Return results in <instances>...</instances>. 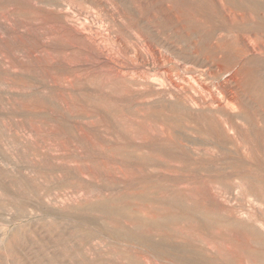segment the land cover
Here are the masks:
<instances>
[{"label":"rangeland","instance_id":"1","mask_svg":"<svg viewBox=\"0 0 264 264\" xmlns=\"http://www.w3.org/2000/svg\"><path fill=\"white\" fill-rule=\"evenodd\" d=\"M114 2L0 0V264H264V231L253 232L241 210L264 223V207L228 202L216 188L237 176L264 185V102L244 97L250 106L239 123L244 136L233 138L228 159L221 150L197 157L192 149L207 145L191 127L205 130L208 123L188 115L206 111L179 107L183 92L166 85L184 62L208 68L222 83L240 58L264 54L242 53L238 32L224 30L216 37L235 43L236 60L228 64L224 53H208L218 39L202 44L195 28L168 10L170 2L153 12L149 0ZM213 5L223 17L228 6ZM219 17L218 28L231 25ZM148 71L156 87L134 88L131 81Z\"/></svg>","mask_w":264,"mask_h":264},{"label":"bare ground","instance_id":"2","mask_svg":"<svg viewBox=\"0 0 264 264\" xmlns=\"http://www.w3.org/2000/svg\"><path fill=\"white\" fill-rule=\"evenodd\" d=\"M149 1H152L153 2V7H150L148 10L150 12H153L154 9L157 8V6H159V4L162 2V0H149ZM167 2H170L172 5H171V8L168 9L170 10V12L174 13V15H176L178 17L179 20H182L184 23H186L188 25L189 28L193 27L195 28V31H197V33H199L200 35V39H201V42L202 44H207L209 45V43H211V41L215 38V39H218V42H217V47L214 46H210V49H209V52L210 54L212 55H216L218 53H224L225 55V59H226V62H233L234 60H236L235 57H233V52L230 51V46L234 45L232 42V44L230 45V43L228 44L227 41H225L224 39L222 38H219V37H216V34L218 35L219 33V36H220V32L221 31H228V30H234V33H233V36L235 37V33H237V36L241 38L239 39L240 41H242L243 43V46H244V52L242 53H249L251 54L250 52H253V55L254 53H259L260 54H264V0H217L219 2H222L223 5H227V10H225L226 13H224L223 17H222V13L217 10L214 5H213V8H212V3L215 1V0H165ZM96 2V1H95ZM151 2V3H152ZM46 3V2H45ZM50 3V2H49ZM48 3V4H49ZM114 0H113V4H114ZM122 3V2H121ZM146 3V2H145ZM56 4V3H55ZM54 4V6H55ZM59 4V3H58ZM106 4V3H105ZM112 4V5H113ZM119 4V3H118ZM117 4V5H118ZM43 5V4H42ZM101 5V4H100ZM115 5V4H114ZM113 5V6H114ZM116 5V6H117ZM47 6V5H46ZM53 6V7H54ZM61 6V5H60ZM104 6V5H103ZM162 6V5H161ZM170 6V5H169ZM219 6V4L217 5ZM216 6V7H217ZM52 7V6H50ZM64 7V6H63ZM62 6L59 8L61 10L62 9H65L63 8ZM100 6H98L99 8ZM122 7V6H121ZM221 7V6H220ZM226 7V6H225ZM112 8V7H111ZM215 8V9H214ZM224 9V8H223ZM66 10V9H65ZM64 10V11H65ZM70 10V9H69ZM68 10V11H69ZM78 10V9H77ZM116 10V8H115ZM159 11H161V8L158 9ZM62 11V10H61ZM84 11V10H83ZM86 11V10H85ZM158 11V12H159ZM72 12V11H71ZM88 12V11H87ZM99 12V11H98ZM96 12V13H98ZM107 12V11H105ZM104 12V13H105ZM114 12V11H112ZM119 12V10H118ZM83 13V12H82ZM86 13V12H85ZM84 13V14H85ZM90 13V12H88ZM87 13V14H88ZM94 13V12H93ZM100 13V12H99ZM110 13V12H109ZM120 13V12H119ZM145 13V12H144ZM74 14V13H73ZM72 14V15H73ZM91 14V13H90ZM88 14V16L90 15ZM103 14V12H102ZM160 14V13H159ZM93 15V14H92ZM96 15V14H94ZM105 15V14H104ZM109 15V14H108ZM118 15V14H117ZM122 15V14H121ZM68 16V15H67ZM70 16H71V13H70ZM70 16L68 18H70ZM91 16V15H90ZM107 17V14L105 15ZM123 16V15H122ZM121 16V17H122ZM219 17L221 16L222 18H225V19H230V24L231 25H224V27H219L216 26V25H219V24H214V21H215V18L216 17ZM228 18H227V17ZM66 17V16H65ZM79 17L80 14H79ZM99 17V15H98ZM114 17V16H113ZM113 17H109L110 19H112ZM120 17V15H119ZM176 17V18H177ZM67 18V19H68ZM73 18V17H72ZM77 18L76 20H78V17H75ZM115 20H116V17H114ZM124 18V17H123ZM126 18V17H125ZM124 18V20H125ZM220 18V17H219ZM219 18H217L216 20H218ZM86 20V18H84ZM107 19V18H106ZM121 19V18H120ZM74 20V18H73ZM84 20V21H85ZM113 20V19H112ZM112 20H106V21H111V24L114 23V20L112 22ZM122 20V19H121ZM63 21V20H62ZM71 20H68L67 22H70ZM75 21V20H74ZM79 23L82 22L81 19L78 20ZM88 21V20H86ZM126 21V20H125ZM128 21V20H127ZM209 22L211 24H209ZM216 22V21H215ZM222 22V21H220ZM73 23V22H72ZM76 25H78L79 23H76L74 22ZM84 23V22H83ZM86 23V22H85ZM84 23V25H85ZM89 23V22H88ZM116 24L118 22H115ZM124 23V22H123ZM127 23V22H126ZM69 25V23H67ZM90 24V23H89ZM102 24V23H101ZM106 24V23H105ZM104 24V25H105ZM171 24V23H170ZM204 24H209V26L207 27H204L206 25ZM65 25V23H64ZM83 24H79L78 26L79 27H82L84 26ZM103 25V26H104ZM107 25V24H106ZM105 25V26H106ZM118 25V24H117ZM116 25V26H117ZM129 25V24H128ZM221 25V24H220ZM72 26V25H71ZM88 26V25H87ZM102 26V25H101ZM104 26V27H105ZM108 26H109V23H108ZM125 26V25H124ZM70 27V26H69ZM73 27V26H72ZM70 27V28H72ZM92 27V26H91ZM95 27V26H94ZM92 27V28H94ZM112 27V28H111ZM111 29H113V25H111ZM132 27V26H131ZM135 27V26H134ZM142 27V26H141ZM180 27V26H179ZM75 28V27H73ZM72 28V29H73ZM77 28V27H76ZM91 28V29H92ZM102 29H109L111 30L110 28L106 27V28H103L101 27ZM130 28V27H129ZM140 28V26H139ZM143 28V27H142ZM145 28V27H144ZM183 28V27H181ZM221 28V29H220ZM64 29V27H63ZM68 29V28H67ZM78 29V28H77ZM77 29L76 32H77ZM84 29H89V28H85L84 26ZM83 29V30H84ZM115 29V28H114ZM128 29V28H126ZM178 29V28H177ZM192 29V28H191ZM74 30V31H75ZM90 30V29H89ZM88 30V31H89ZM94 30H98V27L97 29L94 28ZM100 30V29H99ZM105 30V31H106ZM137 30V29H136ZM135 30V31H136ZM142 30V29H141ZM141 30H138L136 31V35L139 33V35H141ZM146 30V29H145ZM143 30V31H145ZM174 30V29H173ZM64 31V30H63ZM80 31V30H79ZM86 30L83 31V33L85 32ZM86 31V32H88ZM92 31V30H90ZM102 32L104 30H101ZM115 31V30H113ZM133 31V30H132ZM183 31V29H182ZM185 31V30H184ZM195 31L193 30V32L195 33ZM236 31V32H235ZM95 33V35L98 34V31H93ZM107 32H110V31H107ZM119 32V31H118ZM118 32H115V33H118ZM130 32V31H129ZM178 32V31H177ZM187 32V31H186ZM192 32V31H191ZM192 32V33H193ZM82 33V32H81ZM111 33H114L111 31ZM109 33V34H111ZM122 33H125L128 35V33L125 32H119V35H121ZM134 33V32H133ZM145 33V32H144ZM229 34V32H227ZM263 33V34H262ZM89 34H92V33H89ZM104 34V33H103ZM108 33H105L106 37L108 39L111 38L110 35L107 36ZM131 34V33H130ZM189 34V33H188ZM222 34V32H221ZM224 34V33H223ZM222 34V35H223ZM84 35V34H83ZM94 35V34H93ZM93 35L91 37H93ZM99 35V34H98ZM105 35L104 38L102 37V35L100 34V36L102 37V39H104V42L105 41ZM117 35V34H116ZM124 35V34H123ZM122 35V36H123ZM126 35V36H127ZM135 35V34H132V36ZM144 35V34H143ZM142 35V37H144ZM177 35V34H176ZM232 35V33H231ZM99 36V37H100ZM110 36V38H109ZM122 36L120 38H122ZM196 36V38L198 39L199 43H200V39H199V36L195 35L194 34V37ZM98 37V36H97ZM95 36V39L97 38ZM98 37V38H99ZM125 37V36H124ZM124 37H123V41H124ZM127 37H130V41H131V35L130 36H127ZM138 37V36H137ZM146 37V36H145ZM144 37V38H145ZM179 37V36H178ZM228 37H231L230 35ZM106 38V39H107ZM134 38V37H133ZM139 38V37H138ZM233 38V37H232ZM94 39V41H95ZM100 39V38H99ZM98 39V41H99ZM128 38H126V41L128 42L129 41ZM134 39H137V38H134ZM97 41V42H98ZM122 41V39H121ZM129 41V42H130ZM139 41V39H138ZM144 41V39H143ZM185 41V39H184ZM194 41L196 42V39H194ZM197 41V42H198ZM236 41H237V45H242V44H238V38H236ZM235 41V42H236ZM97 42L95 41V44H97ZM108 42V41H107ZM126 43V45L130 44V43ZM135 42V41H133ZM132 42V43H133ZM234 42V41H233ZM137 43V41H136ZM136 43H134V45H136ZM140 43V41H139ZM144 44L145 41L143 42ZM148 43V41H147ZM150 43V42H149ZM240 43V42H239ZM98 44L100 45L101 44V41L98 42ZM103 44H106V43H103ZM103 44H101L103 46ZM196 46H198L199 44L197 43H194ZM201 44V43H200ZM213 44V43H212ZM98 45V46H99ZM138 45V43H137ZM147 45V44H146ZM149 45V44H148ZM155 45V44H154ZM157 45V44H156ZM106 46V45H105ZM123 46V45H121ZM125 46V45H124ZM130 46V45H129ZM141 45H139L138 48H141L140 47ZM143 46V45H142ZM151 46V45H149ZM104 47V46H103ZM208 47V46H207ZM237 47V46H236ZM235 47V49H236ZM239 47V46H238ZM242 47V46H241ZM239 47V48H241ZM108 48V47H107ZM130 48V47H129ZM152 48V47H151ZM150 48V49H151ZM163 48V47H162ZM161 48V49H162ZM201 48H205V45L204 46H201ZM102 49V47H101ZM143 49V48H141ZM146 48H144V51H145ZM147 50V52H151L152 50ZM159 49V47H158ZM160 49V50H161ZM195 49V48H193ZM208 49V48H207ZM206 49V50H207ZM99 50V49H98ZM105 50V47L104 49ZM159 50V51H160ZM164 50V48H163ZM167 50V48H166ZM165 50V51H166ZM233 50V49H232ZM112 51V50H111ZM125 51V50H124ZM123 51V52H124ZM134 51V50H133ZM143 51V52H144ZM154 51V50H153ZM153 51H152V54H153ZM168 51V50H167ZM243 51V50H242ZM106 52V51H105ZM104 52V53H105ZM126 52V51H125ZM130 52V51H129ZM141 52V50H140ZM146 52V51H145ZM156 52V50L154 51ZM161 53H165V52H162L160 51ZM198 52V51H197ZM236 52V51H235ZM106 53L109 54V52L107 51ZM127 53V52H126ZM136 53V51H135ZM139 53V52H137ZM168 53V52H167ZM195 53V52H194ZM199 53V52H198ZM255 53V54H256ZM128 54V53H127ZM147 53H145V55H143L142 57L146 56ZM149 54V53H148ZM151 54V53H150ZM149 54V56H150ZM156 54V53H155ZM197 54V53H196ZM237 54V53H236ZM248 54V55H249ZM99 55V54H98ZM113 55V54H112ZM165 55V54H163ZM167 55H171L170 52L169 54ZM223 55V54H222ZM221 55V56H222ZM223 55V56H224ZM240 55V54H239ZM258 55V54H257ZM110 56V55H109ZM108 56V57H109ZM135 56V55H134ZM139 56V55H138ZM141 56V55H140ZM154 56V54H153ZM158 58H159V55H157ZM162 56V55H161ZM166 56V55H165ZM173 55L170 56V58L172 57ZM222 56V57H223ZM244 56V54H243ZM252 56V55H251ZM261 56V55H260ZM103 57V56H101ZM99 57V58H101ZM113 57V56H112ZM115 57V56H114ZM163 57V58H162ZM160 58L164 59L165 57L162 56ZM168 57V56H167ZM176 57V56H174ZM245 57V56H244ZM244 57L240 58L237 62L238 64V68L235 69V71L233 72L232 75H230L227 79L224 78L222 83H218V82H215L214 79L216 78L215 73L211 72L210 70H208V68H203V67H197V66H194V65H188V66H185V62L183 63V61L179 60V59H176L177 61H175L174 59V62H182L183 64L179 65L178 66V72L176 71L175 75L172 74L171 72V76H168L167 79H166V85H168V87H170V89H173L172 90V93H176L177 91H182L183 92V98L181 99V104L182 105H179L180 106H184V108L188 109L189 107H199L200 109H204V111H206V113H203L202 115H196L195 117H192L190 115L189 116V119L195 123H199L198 121L200 119H204L207 123H208V127L205 128V130H201L200 127H191V130L192 131H195V132H198V133H201V135L205 138V141H204V146L207 145L204 149H201V148H193L192 150H194V155H196L197 157H201L206 154H211L213 156H215L214 154L217 152V150H221L222 151V158L224 159H228L229 158V155L231 154V150L229 149V145H232L233 143V138L237 135L238 138H243L244 134L242 132V130L240 129L239 127V123L240 121H244L245 120V114L244 113H247V110L250 109V106H249V102L245 100L244 97H251V99H258L262 102H264V74H263V71H264V59H261L259 57H252V58H246L244 59ZM250 57V56H249ZM104 58V57H103ZM107 57H105L104 59L106 60ZM111 58V57H109ZM117 58V57H116ZM115 58L114 61H116V63H118L119 61H117ZM153 58H156V60L158 59L157 57H153ZM169 58V57H168ZM169 58V60L171 61V59ZM215 58V57H214ZM215 59H218V58H215ZM98 60V58H97ZM103 60V59H102ZM113 59L111 58L110 61H112ZM129 60V58H128ZM139 60V58L137 59ZM141 60V58H140ZM154 60V61H156ZM166 60V58H165ZM165 60L163 61V63H165ZM179 60V61H178ZM220 60V59H219ZM108 62L106 63H109L110 61L107 60ZM122 61V60H121ZM151 63H152V60L150 59ZM149 61V62H150ZM153 61V62H154ZM160 61V60H159ZM167 61V60H166ZM103 62V61H102ZM127 62V61H126ZM144 62V61H142ZM146 62V61H145ZM173 62V61H171ZM169 62V63H171ZM214 62V61H213ZM212 62V63H213ZM217 62V61H216ZM105 63V62H104ZM112 63V62H111ZM115 63V62H113ZM128 63V62H127ZM148 63V62H146ZM146 63H145V66H146ZM156 63L159 64V62L156 61ZM154 62V64H156ZM161 63V61H160ZM161 63V64H163ZM168 63V62H167ZM166 63V64H167ZM119 64V63H118ZM117 64V65H118ZM122 64V63H121ZM125 64V63H124ZM132 64V63H131ZM218 66H219V63H217ZM224 64V63H223ZM228 64H224L225 66H228ZM235 64V63H234ZM114 65V64H113ZM127 65V64H125ZM138 65V64H137ZM136 64L134 66H137ZM139 65H141V69H142V65L144 66V63H140ZM153 65V63H152ZM168 65V64H167ZM171 65V64H170ZM122 66V65H120ZM154 66V65H153ZM157 66V64H156ZM177 66V64H176ZM235 66V65H234ZM111 67V66H110ZM112 67H117V66H112ZM119 67V65H118ZM126 67V66H124ZM159 67V66H158ZM161 67V66H160ZM159 67V68H160ZM164 67L165 64H164ZM210 67V66H209ZM220 67V66H219ZM231 67V66H230ZM230 67H227L230 68ZM127 68V67H126ZM145 68H149V67H145ZM162 68V67H161ZM168 68V66H167ZM166 68V69H167ZM182 69H185L186 73L187 74H182L180 72V70ZM222 68V67H221ZM115 70V68H112V70ZM121 69L122 71L125 69H122V68H119ZM134 69V67H133ZM140 69V70H141ZM210 69V68H209ZM218 68L216 67V70ZM220 69V68H219ZM131 70V69H130ZM126 72V75L129 73V71ZM138 70V69H136ZM149 70V69H147ZM146 70V71H147ZM165 70V68H164ZM224 70V68L222 69ZM229 70V69H228ZM116 71V70H115ZM119 70H117L118 72ZM127 71V70H126ZM132 71V70H131ZM139 71V70H138ZM137 71V72H138ZM144 71V70H143ZM145 71V72H146ZM160 71V70H159ZM184 71V73H185ZM218 71V70H217ZM221 71V69H220ZM232 71V69H231ZM114 72V71H113ZM133 72V71H132ZM130 72V73H132ZM136 72V71H135ZM141 72V71H140ZM151 72V71H150ZM149 71L147 72V74H145L142 79L140 78L139 80L134 78L132 81H131V84L133 85V87L136 88L137 87H141V88H155L156 87V82H155V78L153 79L150 75L154 74L153 72L150 73ZM164 74L165 72L162 71ZM229 72V71H228ZM112 73V72H111ZM116 73V72H115ZM120 73V72H119ZM144 73V72H143ZM150 73V75H148ZM218 73V72H217ZM221 73V72H220ZM133 74V73H132ZM138 74V73H137ZM140 74V73H139ZM138 74V76H140ZM226 74V73H225ZM230 74V73H229ZM118 75V74H117ZM135 75V74H134ZM174 75V76H172ZM130 76V74H129ZM133 76V75H132ZM223 76V75H222ZM221 76V77H222ZM128 77V76H127ZM136 77V76H135ZM154 77H157L156 74ZM164 77V76H163ZM226 77V76H225ZM125 78V77H124ZM133 78V77H132ZM160 78V77H158ZM156 78V79H158ZM218 79V78H217ZM222 80V79H221ZM159 81V79H158ZM160 84H162L160 82ZM164 84V83H163ZM164 84V85H165ZM111 85V84H110ZM159 87V86H158ZM160 87H165L163 85H161ZM169 94V97L171 95V93H168ZM143 97V96H142ZM163 97V96H162ZM175 97V95H173L171 98ZM180 97V96H179ZM176 98V97H175ZM176 100V99H175ZM159 103V102H158ZM161 104V102H160ZM263 105V104H262ZM261 105V106H262ZM195 108V109H196ZM181 109V108H180ZM190 110V109H189ZM197 110V109H196ZM196 110H193V111H196ZM262 110V109H261ZM192 111V112H193ZM197 114V113H196ZM174 117V115H173ZM255 116L253 115V118ZM179 119V118H178ZM255 119V118H254ZM183 120V119H182ZM181 120V121H182ZM256 120V119H255ZM166 121H167V118H166ZM180 122V121H179ZM183 123V121H182ZM187 123V122H185ZM244 123V122H242ZM261 123V122H260ZM245 124V123H244ZM193 125V124H192ZM206 125V124H205ZM261 126V124H260ZM186 127V126H185ZM264 127V126H263ZM262 127V128H263ZM154 129V128H153ZM157 129V128H156ZM161 129H162V126H161ZM189 129V128H188ZM261 129V128H260ZM171 130V129H170ZM165 132V131H164ZM178 132V131H177ZM80 133V132H79ZM157 134V133H156ZM171 134V132H170ZM180 134V133H179ZM183 134V133H182ZM248 134V133H247ZM201 138V136H200ZM183 141V140H182ZM239 142V141H238ZM264 142V141H263ZM192 144V143H191ZM241 144V142H240ZM239 144V147L242 146V144L240 145ZM194 145V144H192ZM187 146V145H184V147ZM190 146V145H189ZM196 146V144H195ZM202 146V147H204ZM199 147V146H198ZM245 148L246 145H244ZM169 149V148H168ZM191 150V151H192ZM230 150V151H229ZM164 151V150H163ZM245 151L244 149L241 150V152ZM247 152V151H246ZM245 153V152H244ZM252 153V152H251ZM257 153V152H256ZM208 154V155H209ZM256 157V156H255ZM261 158V156H259ZM196 160V159H195ZM233 161V160H232ZM264 163V161H263ZM263 166V165H262ZM231 168V167H230ZM245 169V168H244ZM259 169V168H258ZM253 170V169H252ZM264 170V169H262ZM245 171V170H244ZM245 175V174H244ZM263 175V174H262ZM229 178V177H228ZM207 181V180H206ZM212 181V180H210ZM261 182L258 183V181H255V180H251L249 177L247 176H237L235 178H229L228 182H224V184H220L219 187H216L217 188V191L220 193V196H223L226 198V200H228V202H231L232 200H238V198H242L243 200L245 201H248L249 203H251L252 205L254 206H257V207H264V185H261L260 184ZM212 185V184H211ZM203 187V186H202ZM209 190V189H208ZM214 192V190L212 191ZM221 199V198H220ZM176 202V201H175ZM243 202V201H242ZM227 203V202H226ZM248 203V204H249ZM231 204V203H230ZM212 206V205H211ZM241 208V207H240ZM251 208V207H250ZM249 208V209H250ZM242 211L244 210V213L246 214V218L251 222V228L253 230V232L255 231L256 233L259 234V232H262L264 231V223H262L260 220H257V219H254L253 218V215L249 212H247V210H245V207L243 206V208L241 209ZM261 210V209H260ZM226 211V210H225ZM252 211V209H251ZM203 212V211H201ZM211 212V211H210ZM240 212V211H239ZM255 212V211H254ZM199 213V212H198ZM206 213V212H205ZM242 213V212H240ZM243 213V214H244ZM263 213V212H262ZM210 214V213H209ZM224 214V212H223ZM230 215V214H229ZM260 215V214H259ZM231 216V215H230ZM245 216V215H244ZM238 217V216H237ZM261 217V216H260ZM202 218V217H201ZM245 218V219H246ZM263 218V217H262ZM205 219V218H204ZM208 222V221H207ZM206 222V223H207ZM202 223V222H201ZM210 224V223H208ZM207 225V224H206ZM239 225V224H238ZM214 226V225H213ZM212 228V227H211ZM244 230V229H242ZM116 236V235H115ZM125 238V237H124ZM205 241V240H204ZM252 241V240H251ZM254 243V242H253ZM257 244V243H256ZM208 246V245H207ZM189 249V248H188ZM191 249V248H190ZM213 249V248H212ZM168 250H170V248H168ZM148 251V250H147ZM186 251V250H185ZM190 251V250H189ZM149 252V251H148ZM171 253V252H170ZM147 259V258H146ZM212 260V259H211ZM264 260V259H262ZM150 261V260H149ZM256 263V262H255ZM215 264V263H214ZM258 264V263H256Z\"/></svg>","mask_w":264,"mask_h":264}]
</instances>
